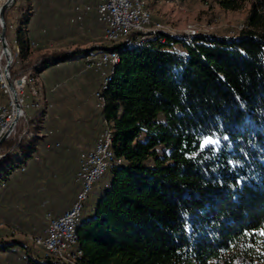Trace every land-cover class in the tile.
<instances>
[{"label":"trees","instance_id":"trees-1","mask_svg":"<svg viewBox=\"0 0 264 264\" xmlns=\"http://www.w3.org/2000/svg\"><path fill=\"white\" fill-rule=\"evenodd\" d=\"M22 1L15 27L9 23L11 10L5 14L7 39L18 49L12 79L26 74L43 82L52 76L50 70L59 69L48 86L52 93L71 78L82 81L84 60L93 53L39 54L31 24L37 0ZM69 1L73 8L67 25L104 35L98 0ZM246 1L218 3L237 11ZM79 5L92 10L78 12ZM78 16L82 21L72 23ZM247 24L249 30L231 39L137 33L131 44L99 47L98 53L118 52L120 60L101 89L100 75L85 73L99 82L95 91L100 90L104 106L93 107V147L78 154L77 148L62 143L58 129L48 136L45 111L35 130L2 145L0 191L12 181L21 186L17 203L28 218L47 210L44 222L21 226L35 238L41 230L44 234L47 214H66L80 189L82 153L92 151L109 129L113 161L107 173L112 179L93 211L84 205L77 224L81 256L71 264H264V239L258 235L264 230L263 0L252 5ZM47 33V28L40 30V36ZM19 62L24 66L16 70ZM208 140L212 143L206 145ZM5 228L14 236L26 235L18 224ZM17 248L22 250L19 264L52 263L36 244L0 235V259Z\"/></svg>","mask_w":264,"mask_h":264},{"label":"rangeland","instance_id":"rangeland-1","mask_svg":"<svg viewBox=\"0 0 264 264\" xmlns=\"http://www.w3.org/2000/svg\"><path fill=\"white\" fill-rule=\"evenodd\" d=\"M144 1L145 3H147V6L150 10L146 9L145 4H143V0L142 5H144L145 10H147L151 14L153 21V25H150L148 30L152 31L154 25H157L160 26L161 31L163 30L164 32L168 33V36H173L175 38L183 36L190 39L201 35L215 36L219 38L228 39L237 38L240 34L242 36L244 33H241L242 31H245L247 29L249 30L247 19L251 12L252 5L256 2H259V0H247L242 5L241 9L237 11H232L223 9L219 5L218 0ZM23 3L24 1L16 3L10 9L11 18H9V23L13 24L14 27L16 26V16L18 15V10L20 9H18V7H20ZM150 6H152L153 8L154 14ZM35 7L37 15H35V20H33L31 24L33 35L35 38H37L36 40L39 42L40 48L42 49L39 54H50L59 51L72 52L78 49H83L87 51L89 50L93 53V56L84 60V63H88L91 59L95 58L96 56L100 57L101 55L103 56L105 53L109 52L107 51L104 53H98V51L96 50H98L99 47H110L111 45L125 44L124 41L118 42L116 44L111 43L107 39L106 35L104 36L102 31L100 30H96V34H94V32L85 33L79 29L77 30L76 28L74 29L67 25L66 20L68 17H71L73 8L69 0H37ZM96 10H98V8H96ZM77 21H79V16L78 19H72V23ZM43 28H47L48 33L44 36H40V30ZM145 34L146 35L144 36L148 37L149 31ZM13 47H15V45H13ZM176 47L179 49L180 52L183 51L181 45H178ZM1 48L2 46L0 44V51ZM15 51L16 53L13 54L14 58H16L18 54V49H15ZM23 66L24 63L19 62L18 66L15 69L18 70ZM2 68L3 61L1 54L0 75L3 74V71L1 70ZM80 68L81 66L78 65L77 71H79ZM53 69L54 70L49 71L50 73H52V76L46 77L45 81L43 82L42 79L40 81V78L38 79L39 82H36L37 80H35L32 75H30V77L26 76L27 89L25 91V105L23 107L24 117H21V119H19L18 124L16 126V133L13 134L10 139H15L19 133L21 134L20 138L25 137L27 135L25 133H30L31 130L33 131V129L35 130L37 124L40 121V116L42 112L45 111L47 112L45 114L46 130L49 129L52 131L58 129L59 132L61 131L62 135L60 138L62 139V143L72 148H77V151H80L78 154H80L84 151V149L92 145L93 140L95 143L96 136H92V132L90 130L93 124H95L93 121H96L97 117L96 113L93 112V107L94 105L99 109L104 107L103 102L100 98V94L96 93H99V89L102 88V85H105L107 75L110 73L111 67H109L108 65L106 66L105 80L103 82V80L101 79V86L99 85V82L95 80L96 78L94 77V75H92L91 73H84L82 75L83 80L89 81V84H91L88 89L87 85L89 84H82L85 81L82 80L77 81V83H75L70 77L71 79L65 82V87L52 93L49 91L48 86L53 80V72L56 68ZM58 70L59 69H56V71ZM58 79L61 80L62 77H59ZM29 84L31 85L28 87ZM42 84L45 85V90L41 89ZM98 85L99 89L95 91ZM4 86L5 81H1L0 78V105L5 106L6 93H8V103L10 104V108L14 109L12 95L9 90H7V88ZM90 105L93 106L91 107ZM5 107L8 110L7 118H10L9 106ZM10 123L11 121L9 122V125ZM83 124H85L86 126L83 127ZM64 129H67L68 131L65 133ZM86 129L87 133H85ZM19 175L21 174L15 173L16 177H19ZM111 179L112 176L108 172L98 183L95 184L93 190L89 194L87 201L85 202L86 204H84L86 208L85 210L87 212L93 211L95 209L99 201V194H101V192L106 189ZM7 187L8 186L6 185V187L3 188L0 192L7 190ZM15 198V209L17 211L21 208V203H17V196ZM46 211L47 210H45L44 208L39 209L38 215L36 217L29 218L28 220L30 222H33L34 220H36L37 222L42 220L44 222L45 215L47 213ZM19 226L21 227V231L26 232V235L19 232L17 233L15 238L23 242L25 241L31 247L32 245L34 246V244H36V246L43 251L45 257L47 258L44 249L37 244V239L41 237L37 236L33 238V235H30V230L25 227H22L21 224H19ZM262 237L264 239V236ZM10 239L14 238L11 237ZM15 251H17L18 253L10 252L8 255H2L0 259V264H19L20 257L22 256V250L17 248V250ZM24 263L34 264L31 262Z\"/></svg>","mask_w":264,"mask_h":264},{"label":"built area","instance_id":"built-area-1","mask_svg":"<svg viewBox=\"0 0 264 264\" xmlns=\"http://www.w3.org/2000/svg\"><path fill=\"white\" fill-rule=\"evenodd\" d=\"M6 2L7 0H0V10L6 4ZM98 2L102 3L101 14H98V17H99L100 22H102L105 25L104 35H120V33L127 30L130 26H137V32H139L138 22H144V21H142V19L139 18V16H136L134 12H131L130 9L128 8V5H120L119 0H98ZM76 10L78 12H83V11L90 12L92 10V7L89 5H81V6L79 5L76 7ZM79 21H82L81 16H79ZM2 27H3V23L0 20V31H2ZM156 36H157V33H156ZM6 40H7L9 48L11 49L10 56L13 57V62H14L15 58L13 55L14 54L13 48H15L16 46L11 48L9 41L7 39V33H6ZM0 44L2 46V43ZM12 45H15L13 43V40H12ZM111 58L112 56H107V58L103 60H90L89 63H84L82 73L94 72L95 74L100 75L101 79L104 82L105 69H106L107 64L110 63ZM2 61H3V68L1 70L4 72L6 68V64H7V56L4 54L3 47H2ZM4 77H6L5 73H4ZM9 77H10L9 78L10 81L14 83V87L17 90L19 103L23 110V107L25 105V97H26L25 91L27 89L26 74L17 76L14 79H12L11 72H10ZM96 94H98V92ZM5 106H9L10 118H2V109L0 110V140L11 129L12 123L15 118L9 125V122L11 121V119L14 117V115L16 117L15 109H11L10 104L8 103V93H6ZM20 116L24 117V112H22ZM21 117H19V119H21ZM17 124L11 130L8 136V139H10L13 136V134L16 133ZM52 135H54V132L49 131V136H52ZM105 137H106V134L103 132V139H104L103 147H96V144H95V147L92 151L82 153V167L78 170V173H77V183L79 184L80 189L76 195V198H75V201L72 207L68 210V214L66 216H55L50 213L47 214L48 226L42 236L44 238H51V244L53 245L54 248L68 250V248H64V241H69V230L72 228V222L74 220L82 218V217L77 216V209L83 208V200L86 197H89V194L93 190L95 184L100 181V179L103 177V174L106 173L107 170L110 168V163H99V161H97V152L105 151ZM56 146L58 147L59 144H57ZM51 147H52V144H49L48 148H51ZM84 158H91V164H94V168H97V178H90L89 172H87V168H83ZM54 230H61V237H54ZM56 263H61V260H59V258H56Z\"/></svg>","mask_w":264,"mask_h":264},{"label":"bare ground","instance_id":"bare-ground-1","mask_svg":"<svg viewBox=\"0 0 264 264\" xmlns=\"http://www.w3.org/2000/svg\"><path fill=\"white\" fill-rule=\"evenodd\" d=\"M119 1H120V5H128V8L130 9V11L134 12L135 15L139 16V18H141L142 21H144V22H138V31L139 32H137V26H130L127 30L120 33V35H106L107 39L111 43L116 44L118 42L124 41L125 44H131L134 34L138 33V34L146 35L145 33H148V31H149L148 37H151V38H154V36H156V33L160 37L168 34V33L164 32L163 30L161 31L160 26H157V25H154V27L152 28V31L148 30L150 25H153V21H152L151 14L147 10H145V8H144L145 6L142 5V0H119ZM97 8H98V10H97L98 14H101L102 3H98ZM0 42H1V39H0ZM0 52H1L0 53V55H1L2 54V48H1ZM107 56H112V58H111L110 63L107 64L109 67H111V71L107 75L106 85L111 80L110 76L114 70V67L119 63V60H120L119 53L115 52V51H109V52L105 53L103 56L102 55L100 57L96 56L95 58L91 59V60H103V59L107 58ZM0 78H1V81H5L4 87H6L7 90H9V92L12 95V100H13L14 109H15L13 93L11 92V90L9 88V80L7 79V77H4V72L2 75H0ZM1 109H2V117L7 118V115H8L7 108L5 106L0 105V110ZM14 118H15V115H14L13 119ZM13 119L11 120V122L13 121ZM104 133L106 134L105 151H98L97 152V161H99V163H110V166H111L112 161H113V152H112L113 137H112V133L109 129L105 130ZM103 146H104V139H103V134H102L101 141L96 145V147H103ZM81 167H82V165H81ZM83 168H87V172H89L90 178H97V168H94V164H91V158L85 159V161L83 162ZM106 173H104L103 176ZM87 199H88V197H86L83 200V208H84V204L87 201ZM83 208L77 209V216L78 217H80V215L83 211ZM67 214L68 213H66L64 216H66ZM78 221H79V219L74 220L72 222V228L69 230V241H64V248H68V250L54 248L53 245L51 244V238H44L43 237V238L37 239V244L40 245L44 249V251L46 252L47 258H50V259L52 258L51 259L52 263H56V258H59V260H61V263H58V264H62V263L63 264H71L72 262L76 261L81 256V252L78 251V235H77ZM54 237H61V230H54ZM26 264H30V263H26Z\"/></svg>","mask_w":264,"mask_h":264},{"label":"crops","instance_id":"crops-1","mask_svg":"<svg viewBox=\"0 0 264 264\" xmlns=\"http://www.w3.org/2000/svg\"><path fill=\"white\" fill-rule=\"evenodd\" d=\"M101 3V2H99ZM151 10L153 11L154 14V10L152 8V6H150ZM56 77L53 78V81ZM89 82V81H87ZM94 145V144H93ZM93 145L91 147H93ZM78 164V163H77ZM7 190H4L3 192L5 193H0V221H1V225H0V230L3 237L8 238V240H10L11 237L14 236L12 230H8L5 227H13L15 225H19V224H23L26 223L27 225L30 224L29 222V218L24 216L20 210L15 211V197L17 196V192L21 189V186L16 187L15 184L12 182L7 183ZM63 211V210H61ZM63 213V212H62ZM61 214V213H60ZM29 227V225H28ZM5 228V229H3ZM28 229V228H27ZM26 233V232H24ZM43 231L41 230L38 234L39 236L42 235ZM17 234H15V236L13 237L14 239Z\"/></svg>","mask_w":264,"mask_h":264},{"label":"water","instance_id":"water-1","mask_svg":"<svg viewBox=\"0 0 264 264\" xmlns=\"http://www.w3.org/2000/svg\"><path fill=\"white\" fill-rule=\"evenodd\" d=\"M15 3H16V0H7L6 4L0 10V20L3 23L2 31L0 32V39H1V43H2L4 54L7 56V64H6V68H5L4 73H5L6 77H7V79L9 80V88H10L11 92L13 93L14 103H15V114H16V117H15L13 123H12L11 129L0 140V153H1V148H2L3 143L8 139V136H9L11 130L17 124V122L19 120V117H20L21 113L23 112V110L21 108V105L19 103L17 91H16V89L14 87L13 82L10 81V79H9L10 78L9 77L10 69H11V65L13 63V57L10 56L11 49L9 48L7 40H6L7 24H6V21H5V12L7 10H9L13 5H15ZM0 158H1V154H0Z\"/></svg>","mask_w":264,"mask_h":264},{"label":"snow or ice","instance_id":"snow-or-ice-1","mask_svg":"<svg viewBox=\"0 0 264 264\" xmlns=\"http://www.w3.org/2000/svg\"><path fill=\"white\" fill-rule=\"evenodd\" d=\"M211 143H212L211 140L205 141V144H206V145H207V144H211ZM217 143H218V142H217ZM245 235H249V233H245ZM258 235H260V236H264V230H260L259 233H258Z\"/></svg>","mask_w":264,"mask_h":264}]
</instances>
